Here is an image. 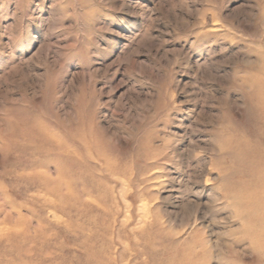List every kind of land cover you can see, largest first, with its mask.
Masks as SVG:
<instances>
[{
    "label": "rangeland",
    "instance_id": "374dc122",
    "mask_svg": "<svg viewBox=\"0 0 264 264\" xmlns=\"http://www.w3.org/2000/svg\"><path fill=\"white\" fill-rule=\"evenodd\" d=\"M263 107L264 0H0V264H264Z\"/></svg>",
    "mask_w": 264,
    "mask_h": 264
},
{
    "label": "bare ground",
    "instance_id": "6f19581e",
    "mask_svg": "<svg viewBox=\"0 0 264 264\" xmlns=\"http://www.w3.org/2000/svg\"><path fill=\"white\" fill-rule=\"evenodd\" d=\"M262 83V82H260ZM263 94V93H262ZM261 97V96H260ZM263 98V97H262ZM264 108V107H263ZM261 175V179H264V172H260ZM260 177H257L258 179H260ZM264 186V185H263ZM264 188V187H263ZM252 191V190H251ZM253 192V191H252ZM254 193V192H253ZM250 194L247 197V200L250 202L251 204V208L252 211L254 212V214L257 216V211H259L258 209H261L262 207L264 208V189L260 190L259 194ZM254 216V217H256ZM256 219L258 221L264 222V217L259 218L258 216L256 217ZM9 264H13V263H9Z\"/></svg>",
    "mask_w": 264,
    "mask_h": 264
}]
</instances>
